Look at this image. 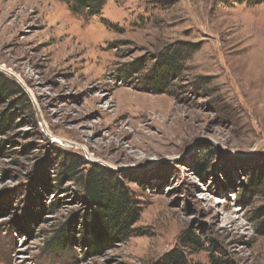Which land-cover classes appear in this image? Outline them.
I'll return each mask as SVG.
<instances>
[{
	"label": "rangeland",
	"instance_id": "374dc122",
	"mask_svg": "<svg viewBox=\"0 0 264 264\" xmlns=\"http://www.w3.org/2000/svg\"><path fill=\"white\" fill-rule=\"evenodd\" d=\"M75 8L0 0V65L30 92L9 85L0 98V264H154L172 250L194 264H264L253 185L264 170V2ZM178 42L198 48L186 69L166 91L147 87ZM95 165L139 208L123 234L92 216Z\"/></svg>",
	"mask_w": 264,
	"mask_h": 264
},
{
	"label": "trees",
	"instance_id": "16d2710c",
	"mask_svg": "<svg viewBox=\"0 0 264 264\" xmlns=\"http://www.w3.org/2000/svg\"><path fill=\"white\" fill-rule=\"evenodd\" d=\"M74 1L75 9H89L97 11L107 0H70ZM248 1V0H240ZM255 3L264 2V0H250ZM195 48H191L192 46ZM190 46V47H189ZM197 45L192 43L178 42L177 45L170 46L165 53L158 56L157 63L154 64L152 72L149 77L152 78L147 87L152 89L165 91L168 89L172 81L179 76V74L186 69V60L197 50ZM140 69V68H138ZM139 71V70H138ZM9 85L24 93L22 86L8 74L0 70V98H9ZM9 117L2 114L0 116V135L5 133L8 127ZM73 171L68 168L67 173ZM259 192H264V170L260 173L256 183ZM85 186L88 192V198L96 206L97 213L92 214L93 217L99 218L100 221L109 224L108 228L114 229L117 233L123 234L125 228L135 222L139 217V211L135 209L133 198H131L128 190L123 183L117 181L116 177L112 175L111 171L102 166L95 165L94 169L89 171L85 178ZM139 207V206H138ZM258 223L256 226V233L264 236V206L257 211ZM107 229L105 232L109 233ZM97 232H93L91 239H95ZM189 235L187 236V239ZM195 242L194 238L192 237ZM91 241V240H90ZM96 242V241H95ZM212 264H222L216 258H212ZM227 263H229L227 261ZM154 264H194L191 263L185 253L178 250H172L164 255L159 261ZM197 264V263H195Z\"/></svg>",
	"mask_w": 264,
	"mask_h": 264
},
{
	"label": "water",
	"instance_id": "95a60500",
	"mask_svg": "<svg viewBox=\"0 0 264 264\" xmlns=\"http://www.w3.org/2000/svg\"><path fill=\"white\" fill-rule=\"evenodd\" d=\"M0 70L3 71L4 73L8 74L13 79H15L22 86V88L30 95V92H29L26 84L13 71H11V70H9L6 67L1 66V65H0ZM32 101H33L35 109H36V113H37V117H38L39 123L41 124L43 130L46 132L45 127L43 125L42 116H41V114L39 112V108H38L36 102L33 99H32ZM47 134H48V136L53 137V136H51V134H49V133H47ZM53 139L56 140L57 142H59L60 144L64 145V146H71L70 143H68L67 141L62 140L60 138L53 137ZM210 141H212V140H210ZM212 142L215 143L214 141H212ZM100 162H102V161H100Z\"/></svg>",
	"mask_w": 264,
	"mask_h": 264
}]
</instances>
